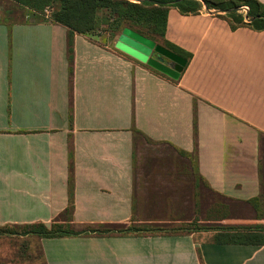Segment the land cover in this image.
<instances>
[{"label":"crops","instance_id":"obj_1","mask_svg":"<svg viewBox=\"0 0 264 264\" xmlns=\"http://www.w3.org/2000/svg\"><path fill=\"white\" fill-rule=\"evenodd\" d=\"M116 38L74 33L69 73L67 28L0 0V226L59 220L71 176L69 226L82 233L30 236L43 264H264V244L175 230L192 211L174 204L181 179L138 161L142 148L179 151L193 156L195 194L199 179L225 198H263L264 30H233L204 6L170 8L165 38L191 53L177 79ZM172 214L168 232L116 231Z\"/></svg>","mask_w":264,"mask_h":264},{"label":"trees","instance_id":"obj_2","mask_svg":"<svg viewBox=\"0 0 264 264\" xmlns=\"http://www.w3.org/2000/svg\"><path fill=\"white\" fill-rule=\"evenodd\" d=\"M20 7L26 8L42 16L47 6L57 7L51 12L49 21L61 24L67 28V54L72 71V37L74 33L85 34L90 37L104 32L114 40L124 27H129L138 33L154 40L167 49L186 59L188 64L191 53L183 50L165 38L167 13L170 8H176L181 14H198L202 7L213 9L214 14L224 19L231 29L247 27L254 31L264 30V3L258 0H12ZM240 6L247 7V13L238 11ZM146 65V64H145ZM185 65V67H186ZM149 67L148 65H146ZM184 67V68H185ZM154 72L163 73L149 67ZM195 122V121H194ZM195 131V124H194ZM263 138L260 136V139ZM70 152V157H71ZM70 162V166H71ZM72 178L69 176V204L59 220L49 225L42 222L26 224H5L0 226V236L22 237L37 236L39 238L65 237L82 232L70 228L72 215ZM259 199L250 200L259 209ZM226 207L210 208L203 219L194 218L183 223L175 230L190 231L212 228L216 230L215 241L218 243L264 244V226H205L206 222L223 220L227 217ZM170 229L157 225H131L128 228L117 229L119 233L127 232H168ZM90 232H109L110 229L88 228ZM172 231V230H171ZM43 264V257L39 252Z\"/></svg>","mask_w":264,"mask_h":264},{"label":"rangeland","instance_id":"obj_3","mask_svg":"<svg viewBox=\"0 0 264 264\" xmlns=\"http://www.w3.org/2000/svg\"><path fill=\"white\" fill-rule=\"evenodd\" d=\"M12 1V0H10ZM14 2V1H13ZM57 7L56 4L52 6H47L46 8L49 11V16L51 12ZM23 8V7H22ZM239 13L246 14V11L241 7L238 8ZM44 13V10H43ZM97 37L102 36V41L107 38L110 42L113 41L108 37V35L104 32H101L100 35L98 32L96 33ZM93 37V36H92ZM96 38V37H95ZM260 143V164L262 169L261 176L264 177V138H261ZM148 149V147H147ZM142 148V155L139 158V163L141 162L142 171L144 164H148L149 167L153 166V169L149 171L158 172V171H166V175H173L175 171V176H178L181 181L176 184V188L179 187V190L174 193V204L177 202L181 203L183 207L189 213V209L191 211V216L186 219L189 221L196 218L194 217L195 213L198 215L197 218L203 219L207 213V211L211 208L215 207H226L227 209V217L223 220L206 222L205 220L201 221L205 223V226H245V225H259L264 226V188L261 193L262 199L259 200V209L255 208L253 204H249L246 202H241L237 200H232L229 198L222 197L216 193L211 192L205 185L198 179V189L195 194L193 179L196 177L193 173V170L190 169V163L193 166V156L185 155L182 152H177V154L167 153V150H160L155 148V151H149ZM164 151V152H161ZM170 163L176 166L175 170L168 168L158 170L155 169V166L165 165L167 167L171 166ZM160 164V165H159ZM162 196V195H161ZM178 197V199H177ZM165 199V198H164ZM196 199V200H195ZM195 200V212L193 203ZM193 208V209H192ZM168 211V210H166ZM184 212V210H182ZM165 212V211H163ZM174 213V212H173ZM179 212H175L177 214ZM166 214V212H165ZM164 214V216H165ZM174 214L171 215V220L168 221L162 217L156 216L160 218L161 221H154L151 225H157L160 227L165 226H173V222H177L178 218L174 219L176 216ZM190 215V213H189ZM168 213H167V216ZM178 217V216H177ZM164 219V220H163ZM6 237V236H5ZM2 237L0 236V264H42L41 257L39 255V249L35 244L33 237L30 236H22V237Z\"/></svg>","mask_w":264,"mask_h":264},{"label":"water","instance_id":"obj_4","mask_svg":"<svg viewBox=\"0 0 264 264\" xmlns=\"http://www.w3.org/2000/svg\"><path fill=\"white\" fill-rule=\"evenodd\" d=\"M114 46L172 79H177L186 65L185 58L129 27L121 30Z\"/></svg>","mask_w":264,"mask_h":264},{"label":"built area","instance_id":"obj_5","mask_svg":"<svg viewBox=\"0 0 264 264\" xmlns=\"http://www.w3.org/2000/svg\"><path fill=\"white\" fill-rule=\"evenodd\" d=\"M242 9H244L247 13V7L246 6H240ZM43 18L49 20V11L47 8L44 9V13L42 14Z\"/></svg>","mask_w":264,"mask_h":264}]
</instances>
